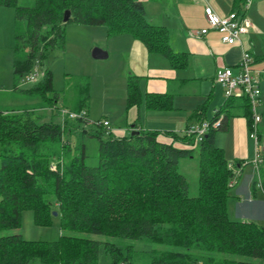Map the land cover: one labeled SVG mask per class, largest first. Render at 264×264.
I'll use <instances>...</instances> for the list:
<instances>
[{
  "label": "trees",
  "instance_id": "16d2710c",
  "mask_svg": "<svg viewBox=\"0 0 264 264\" xmlns=\"http://www.w3.org/2000/svg\"><path fill=\"white\" fill-rule=\"evenodd\" d=\"M246 1L233 0L234 10H242ZM11 6L18 27L25 28L16 33L15 79L43 64L50 50L65 46L69 22L105 25L109 35L129 33L175 68L185 67L188 59L186 53L172 48L166 27L147 20L142 0H35L32 5L0 0V7ZM66 10L71 11L68 22H64ZM20 88L15 86L17 91L41 94L51 100L47 107H56L57 100L47 97L53 90L50 68L44 70L43 81ZM127 88V108L143 102L152 110L173 108L172 94L144 97L138 76H128ZM84 92L88 97L87 86ZM78 102L73 110L85 109L86 98ZM36 108L0 109V231L20 228L22 213L29 208L39 224L50 223L57 212L63 232L56 241L0 235V264H139L142 258L145 264H264V225L229 216L230 189L240 172L229 166L216 141L218 131L233 116L241 114L252 126L253 112L246 97L227 98L211 119L223 114L222 126L210 129L197 145L186 134L164 132L173 142L160 139L162 133L157 130L118 135L101 124H90L88 112V119L57 121ZM197 111L202 113V108ZM67 132L80 138L78 144L65 139ZM82 135L98 139L97 165L87 163ZM258 136L261 140L260 129ZM197 152L199 194L192 196L179 165L182 158ZM255 186L264 191V173ZM128 240L165 247L143 255Z\"/></svg>",
  "mask_w": 264,
  "mask_h": 264
},
{
  "label": "rangeland",
  "instance_id": "374dc122",
  "mask_svg": "<svg viewBox=\"0 0 264 264\" xmlns=\"http://www.w3.org/2000/svg\"><path fill=\"white\" fill-rule=\"evenodd\" d=\"M35 0H18L20 5H32ZM152 4V3H150ZM160 7L149 14L151 17H160L164 12V4H158ZM148 6V5H147ZM163 15V14H162ZM149 20V18L147 17ZM156 23H161V19L157 18ZM23 31L24 25L18 27L15 16V7H0V109L12 108H36L39 113L46 115L47 119L54 117L55 120H62L60 110L66 108L68 110L75 109L79 105L80 100L86 98V107L89 118L93 122L107 119L111 121L110 129H121L127 133H131L130 124L127 121L129 108L124 101V84L118 78V70L125 69L122 60H127V52L125 46L118 42V38L108 34V28L105 25H90L69 22L65 25V46L56 48L47 53V58L41 60L43 62L34 68V73H38V81L44 80V70L50 68L53 73V90L48 92L47 97L55 98L56 107L51 109L49 104L51 100H47L41 94L30 95L21 90L15 91V86L21 85L22 89L32 88L37 82H25L13 75V63L15 59V44L17 30ZM95 47H99L109 53V57L97 59L92 55ZM124 48V49H123ZM125 71V70H124ZM88 87V97L84 92V88ZM20 88V89H21ZM12 91L10 90H13ZM127 90V86H126ZM224 98H226L224 93ZM192 102L198 100L191 99ZM183 102V101H182ZM179 103L182 109H174L167 115L163 121L154 124L163 131H179L185 128L187 117L185 111L192 108V102L186 101ZM187 109V110H186ZM193 110V111H192ZM190 110L193 114L196 108ZM75 111V110H73ZM169 112V111H168ZM51 115V116H50ZM170 115V116H169ZM215 115V114H214ZM71 120L70 118H66ZM74 120V119H73ZM108 120V119H107ZM207 120H210L207 118ZM196 122V121H195ZM152 123V122H151ZM263 124V123H262ZM261 122L259 127L262 126ZM86 144L87 163L89 165H97L99 163V141L96 137L82 135ZM66 140L72 144H78L79 137L74 133H66ZM216 141L219 146L224 149L225 157L229 162L236 166L238 159L237 149H240L234 140L232 133L222 130L217 133ZM262 145V142H261ZM263 150V146H261ZM256 149L255 141L252 139L248 146L247 157L250 159L243 167L241 177H237L236 186L230 189V197L228 199V213L231 219L255 221L264 225V204L260 207L255 206L251 202L245 201L238 205L234 192H237L238 186L248 185V179L255 173L254 166L251 162L255 158ZM0 166H1V145H0ZM180 171L187 177L190 183V194L196 196L199 194V153L194 157L182 158L179 165ZM241 172V171H240ZM264 173V162L260 164L258 178ZM250 175V176H249ZM240 183L237 185L238 179ZM236 180V178H235ZM246 187V186H245ZM237 195V194H236ZM61 218L54 214L48 224H39L35 219L33 209H25L22 213V225L20 228L6 229L0 231V235L5 234H21L27 240L36 241H56L60 239ZM70 233V232H69ZM74 234H81L73 232ZM97 239H112L105 235L99 234H82ZM133 243L134 250L148 255L152 250L164 249V245L147 241H129ZM139 264H145V258L139 260Z\"/></svg>",
  "mask_w": 264,
  "mask_h": 264
},
{
  "label": "crops",
  "instance_id": "0c3cea01",
  "mask_svg": "<svg viewBox=\"0 0 264 264\" xmlns=\"http://www.w3.org/2000/svg\"><path fill=\"white\" fill-rule=\"evenodd\" d=\"M142 1L146 9V18H149L147 20L154 25L166 27L169 31L172 48L176 52L186 53L188 59L185 67L175 68L163 56L151 53L145 44L133 35L129 33L115 35L118 38L114 39H117L119 43L125 46V49H123L128 56L127 60H122L125 69L118 70V78L124 84V101L126 104L128 95L126 86L128 87L129 75L139 77L140 89L144 97L149 93H168L173 95L172 109H148L145 102L140 106L129 108L127 121L130 124L131 133L140 129L157 130L162 133L159 136L160 139L173 142L172 137L165 135L164 132L166 131L159 129L154 124L163 121L167 117L159 113L164 112L167 115L174 107L175 110L182 109L183 107L178 106V104L182 101V103L186 101L192 102L191 99L198 101L192 102V108H188L185 111L186 117L188 116L185 121V128L181 132L169 131L184 136L185 130L189 125L207 120V118L211 120L226 101V98H224V87L215 81L216 70L218 67L228 65L232 66L236 73L243 56V50L246 48L253 57V74L259 78L262 89L260 113L262 115L261 124H263L259 127L262 136L259 144L263 146L264 151V0H252L250 8L247 10V16L251 20L253 27L249 33L243 35L242 44L234 45L222 42L221 34L216 30H210L204 35L199 34V31L207 26L204 12L205 4L210 3L219 14L226 15L234 10L233 0ZM164 3V12L162 13L163 15L161 14V18L149 16L150 13L160 7L158 4ZM157 18L161 19V23L155 22ZM10 91L15 93L14 89ZM193 108H202V113L198 114V111L195 110L193 114H190V110ZM107 119L110 121L108 117ZM136 123H138L137 127ZM222 130L233 134L236 145L240 147V149H237L239 157L235 161H243V164L246 165L250 160L247 157V153L248 146L252 140L247 118L241 114L233 116L228 120L225 128L219 131ZM113 131L118 135H129L125 130L113 129ZM185 143L183 141H175L178 146L185 147ZM229 163L234 164L232 162ZM244 165H236L241 171L240 177ZM251 165L252 167L254 166L252 162ZM255 173L248 179V185L238 186L237 192H234L238 205L245 201L256 204L255 206L259 207L264 204V191L259 188L255 189V182L258 179L256 169ZM239 183L240 178L237 185Z\"/></svg>",
  "mask_w": 264,
  "mask_h": 264
},
{
  "label": "built area",
  "instance_id": "2783aa9c",
  "mask_svg": "<svg viewBox=\"0 0 264 264\" xmlns=\"http://www.w3.org/2000/svg\"><path fill=\"white\" fill-rule=\"evenodd\" d=\"M252 0H247L243 9L240 11H231L226 15L219 14L210 3H206L204 7L207 26L199 31L200 35L207 34L210 30H216L221 34L222 42L228 45L242 44L243 35L250 32L253 27L251 20L247 16V10L250 8ZM253 57L251 53L245 48L243 50V56L238 65V71L235 73L232 66L224 65L218 67L215 74V81L221 84L225 89V96L227 98H244L249 100L251 110L253 112V122L250 127V136L255 141L256 154L252 160L256 172L259 174L260 164L264 162L263 150L259 144V124L262 120L260 113V106L262 104V89L260 86L259 78L253 74ZM38 79V73L30 72L22 77L23 83L36 82ZM60 114L62 120L66 118L88 119V114L85 109L81 111L68 110L61 108ZM90 119V118H89ZM223 123V114H221L215 120H202L194 124L189 125L185 134L188 137L195 139L197 145L205 138L210 129L220 128ZM90 124H101L107 128H110V121L105 119L102 121L93 122L90 120ZM231 168H234V164H229ZM52 169H56L57 165L52 164ZM240 172V169L236 171ZM260 183V181H259ZM234 182H230V186H233ZM261 186V183L259 184ZM263 190V189H262Z\"/></svg>",
  "mask_w": 264,
  "mask_h": 264
},
{
  "label": "water",
  "instance_id": "95a60500",
  "mask_svg": "<svg viewBox=\"0 0 264 264\" xmlns=\"http://www.w3.org/2000/svg\"><path fill=\"white\" fill-rule=\"evenodd\" d=\"M71 18V11L70 10H66L65 14H64V22H68ZM92 55L94 58L97 59H102V58H107L109 56V53L99 47H95L92 51ZM135 125V124H133ZM139 132V130H134L132 131V134ZM55 214H57V212H55Z\"/></svg>",
  "mask_w": 264,
  "mask_h": 264
}]
</instances>
